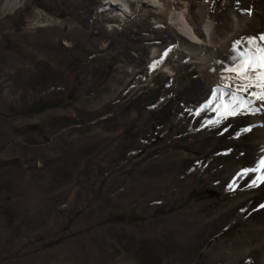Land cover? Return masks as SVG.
Listing matches in <instances>:
<instances>
[{
    "label": "rangeland",
    "instance_id": "1",
    "mask_svg": "<svg viewBox=\"0 0 264 264\" xmlns=\"http://www.w3.org/2000/svg\"><path fill=\"white\" fill-rule=\"evenodd\" d=\"M5 1L0 264H264V101L233 57H190L149 8ZM187 1L214 45L264 43V0Z\"/></svg>",
    "mask_w": 264,
    "mask_h": 264
},
{
    "label": "bare ground",
    "instance_id": "2",
    "mask_svg": "<svg viewBox=\"0 0 264 264\" xmlns=\"http://www.w3.org/2000/svg\"><path fill=\"white\" fill-rule=\"evenodd\" d=\"M21 2L22 0H6L4 6L12 10L17 8ZM147 8L159 15V18L153 17L154 20L161 19L171 28L180 45L187 49L190 57L199 52L203 55H211L215 52L214 57L215 55L217 58L221 57L218 56L220 53L221 58L228 60L237 53L235 47L226 43H220L219 46L214 45L216 34L214 20L203 13L200 22L196 23L189 14V1L187 0H103L98 5L95 14L116 15L118 20H124ZM240 24L241 20L234 17L229 26L234 32Z\"/></svg>",
    "mask_w": 264,
    "mask_h": 264
},
{
    "label": "snow or ice",
    "instance_id": "3",
    "mask_svg": "<svg viewBox=\"0 0 264 264\" xmlns=\"http://www.w3.org/2000/svg\"><path fill=\"white\" fill-rule=\"evenodd\" d=\"M257 38H250L248 47L245 50L238 51L233 57L234 67L226 69V71L234 73L232 79L239 80L241 83L238 89L247 91L253 86H259L262 91L257 95V99L264 101V43L257 44ZM264 42V35L258 38ZM237 41V45H239ZM255 81V84L253 83ZM235 114L234 112H230Z\"/></svg>",
    "mask_w": 264,
    "mask_h": 264
},
{
    "label": "trees",
    "instance_id": "4",
    "mask_svg": "<svg viewBox=\"0 0 264 264\" xmlns=\"http://www.w3.org/2000/svg\"><path fill=\"white\" fill-rule=\"evenodd\" d=\"M207 191V190H204V192ZM208 192V191H207Z\"/></svg>",
    "mask_w": 264,
    "mask_h": 264
}]
</instances>
